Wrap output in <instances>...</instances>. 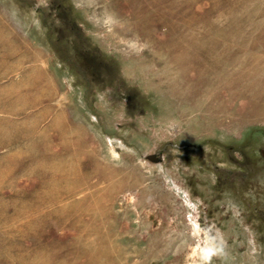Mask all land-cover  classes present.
<instances>
[{
    "label": "rangeland",
    "instance_id": "rangeland-1",
    "mask_svg": "<svg viewBox=\"0 0 264 264\" xmlns=\"http://www.w3.org/2000/svg\"><path fill=\"white\" fill-rule=\"evenodd\" d=\"M0 264H264V0H0Z\"/></svg>",
    "mask_w": 264,
    "mask_h": 264
},
{
    "label": "bare ground",
    "instance_id": "bare-ground-1",
    "mask_svg": "<svg viewBox=\"0 0 264 264\" xmlns=\"http://www.w3.org/2000/svg\"><path fill=\"white\" fill-rule=\"evenodd\" d=\"M152 157V156H151ZM153 158H154V156H153ZM178 187V186H177ZM180 191V190H179ZM191 198V197H190ZM187 199V198H186ZM188 200V199H187ZM196 205V204H195ZM192 206V205H191ZM196 215V214H195ZM195 217V216H194ZM192 221H193V225H194V227H195V232H196V234L199 236L200 235V231L201 230H203V228H202V225H201V223H200V221H198L197 219H194L193 220V218H192ZM204 226V225H203ZM204 229L207 231V233H208V235L206 236L207 238H209V239H211L213 242L215 241V240H217V237H219L220 238V236L219 235H213L212 233H213V227L212 226H208L207 224H206V227H204ZM218 229V228H217ZM206 235V234H205ZM209 241V240H208ZM207 246V245H206ZM213 246H215V244L213 245ZM208 247V246H207ZM199 249V248H198ZM212 251H213V249H207V248H205L203 245L201 246L200 245V250L199 251H197L198 253H200V256H201V258H203V259H206V258H209L211 255H212Z\"/></svg>",
    "mask_w": 264,
    "mask_h": 264
}]
</instances>
